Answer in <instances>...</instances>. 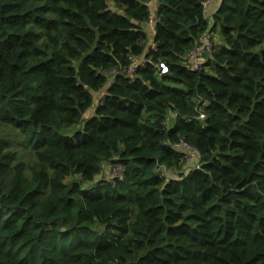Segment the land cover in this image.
Masks as SVG:
<instances>
[{
    "label": "trees",
    "instance_id": "obj_1",
    "mask_svg": "<svg viewBox=\"0 0 264 264\" xmlns=\"http://www.w3.org/2000/svg\"><path fill=\"white\" fill-rule=\"evenodd\" d=\"M217 1L0 0V264H264V0Z\"/></svg>",
    "mask_w": 264,
    "mask_h": 264
},
{
    "label": "built area",
    "instance_id": "obj_2",
    "mask_svg": "<svg viewBox=\"0 0 264 264\" xmlns=\"http://www.w3.org/2000/svg\"><path fill=\"white\" fill-rule=\"evenodd\" d=\"M216 2V0H202L203 5V12L208 13L209 8L211 5H213ZM151 21V20H150ZM217 50L215 45L210 41L208 31H206L199 42V44L195 45L191 49H189L186 52L185 55V63L190 68L194 70H199L203 63L205 62L206 58L210 55H213V53ZM130 58V64L127 68V75L130 78V80L134 79L135 72L140 66H143L146 63V59L144 57L140 56H129ZM160 72L167 71V66L164 63H160L159 65ZM120 71L116 70V73H119ZM101 97V101H102ZM198 118L203 120L206 118V112L205 110L200 107ZM172 147H175L181 152L182 159L185 163V165L188 168H199L200 167V153L198 148L190 143L187 139L184 137H180L177 141H175L172 144ZM124 171V167L121 163H114L110 165L109 167V173L111 176L118 175L120 176ZM165 172H175L177 173L178 170L176 168L172 169H166Z\"/></svg>",
    "mask_w": 264,
    "mask_h": 264
},
{
    "label": "rangeland",
    "instance_id": "obj_3",
    "mask_svg": "<svg viewBox=\"0 0 264 264\" xmlns=\"http://www.w3.org/2000/svg\"><path fill=\"white\" fill-rule=\"evenodd\" d=\"M152 9H153V12H151V13H152L153 18H154V8L152 7ZM151 11H152V10H151ZM153 25H154V21H153V22H152V21H149V22H148L147 30H148V33H149L150 36H151V32H150V30H151V26H153ZM111 73H112V72H111ZM104 91H105V88L95 93L94 104L97 103L99 96H101V95L104 93ZM93 111H94L93 108L89 109V111H87L86 113L83 114V119H86L87 116H89L90 114H92ZM171 117H172V116H171ZM78 128H79V126H75V127H73V128H69L68 130H74V131H75V130H77ZM3 133H4L5 135L14 136V137H16V138H18V139L21 137L20 134H16V132L13 131V130H11V129H10V130H7V131H5V132H3ZM20 146H21V145L18 144V142L15 143V147H16V148H18V147H20ZM24 154H25V159L30 163V162L33 160L34 156L32 155V153H31L30 151H26V152H24ZM106 169L108 170L107 167H106ZM108 172H109V171H108ZM168 173H169V172H168ZM105 174H106V172H105ZM175 174H177V173H175ZM107 176L110 177V173H107Z\"/></svg>",
    "mask_w": 264,
    "mask_h": 264
},
{
    "label": "crops",
    "instance_id": "obj_4",
    "mask_svg": "<svg viewBox=\"0 0 264 264\" xmlns=\"http://www.w3.org/2000/svg\"><path fill=\"white\" fill-rule=\"evenodd\" d=\"M216 2L218 3V1L216 0ZM217 3H215L214 5H211L210 6V8H209V12L211 11V10H213L216 6H217ZM150 32H151V35H153L154 34V25L153 26H151V30H150ZM101 97H102V95L101 96H99V98H98V101L97 102H99L100 100H101ZM171 116H174V113L173 112H171V114H170V121H172V119L173 118H171Z\"/></svg>",
    "mask_w": 264,
    "mask_h": 264
},
{
    "label": "bare ground",
    "instance_id": "obj_5",
    "mask_svg": "<svg viewBox=\"0 0 264 264\" xmlns=\"http://www.w3.org/2000/svg\"><path fill=\"white\" fill-rule=\"evenodd\" d=\"M178 173V172H177Z\"/></svg>",
    "mask_w": 264,
    "mask_h": 264
}]
</instances>
